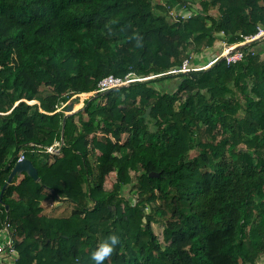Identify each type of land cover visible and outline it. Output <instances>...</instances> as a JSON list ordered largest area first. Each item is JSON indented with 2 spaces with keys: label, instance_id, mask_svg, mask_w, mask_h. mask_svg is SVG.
Here are the masks:
<instances>
[{
  "label": "trees",
  "instance_id": "obj_1",
  "mask_svg": "<svg viewBox=\"0 0 264 264\" xmlns=\"http://www.w3.org/2000/svg\"><path fill=\"white\" fill-rule=\"evenodd\" d=\"M174 7L190 16L172 18ZM259 25L264 0H0V236L13 238L11 264H95L113 233L104 264H260V40L236 62L168 73L218 34L237 44ZM110 75L138 79L97 91ZM56 141L60 153L47 152ZM22 152L40 178L17 175L1 196ZM44 199L70 201L69 215L44 213Z\"/></svg>",
  "mask_w": 264,
  "mask_h": 264
},
{
  "label": "rangeland",
  "instance_id": "obj_2",
  "mask_svg": "<svg viewBox=\"0 0 264 264\" xmlns=\"http://www.w3.org/2000/svg\"><path fill=\"white\" fill-rule=\"evenodd\" d=\"M155 1H165V0H155ZM196 7H198L199 9L201 8L200 3L198 2L196 4ZM186 8H182V9H178L176 7H174L172 9V11L170 12L172 18L176 16V14H180L182 13V15L191 13L187 10H185ZM211 13L217 15L218 14V10L216 8H213L211 10ZM170 18V15H169ZM262 26V25H259ZM217 41L215 42V44L212 47L209 48H204L203 51L201 53H196L191 59H190V66L189 67H194V68H204V67H208L209 65H211L213 62L217 61L219 58H222L223 56H225L226 58V54L228 52V49L230 48L231 45L233 44H228V42L225 40V38H223V36H221V34L217 35ZM257 40V39H256ZM259 42H257L258 44L256 45V47L261 51L262 57H264V37L259 38ZM247 41V42H245ZM243 42H239L236 44V49H240V47L244 46V45H248L250 44L252 40L250 42H248L249 40H246ZM243 44V45H242ZM261 45V46H260ZM177 73L179 71H170L168 73ZM153 77V76H152ZM149 78V77H148ZM178 82V79L174 80H167L165 81L166 86L169 90H173ZM45 94L49 93L51 91V89L49 87H43ZM92 93H85V94H80V96H73L70 100H68L69 102V106H68V112L77 110L81 107L84 106L85 104V100L89 97H91ZM35 102V101H33ZM31 102V103H33ZM86 115V114H85ZM23 177V174L18 175V182L21 180V178ZM117 177H116V172H111L105 182V188L108 190L113 189L114 187V183L116 182ZM159 202V200H157V202L155 204H157ZM42 205L43 208V212L44 213H49L50 215L53 216H63V215H69L70 213V209H71V203L68 200H65L64 202H59V201H54L53 199H44L41 201L40 203ZM148 211H150V209H147ZM154 229L155 232L157 233V235L160 237V240H162V223H158V222H154ZM9 253L0 256L3 259V262L6 264H11L14 261V257L12 256H7ZM260 264H264V256L263 258L260 260Z\"/></svg>",
  "mask_w": 264,
  "mask_h": 264
},
{
  "label": "built area",
  "instance_id": "obj_3",
  "mask_svg": "<svg viewBox=\"0 0 264 264\" xmlns=\"http://www.w3.org/2000/svg\"><path fill=\"white\" fill-rule=\"evenodd\" d=\"M179 14H176V17L178 16ZM182 15V14H181ZM183 17H189V13L188 14H185V15H182ZM258 32L254 35H250V36H246L245 39L246 40H249L248 42L252 41V40H256V39H259L261 37H264V27L263 26H259L258 27ZM245 41V40H243ZM242 41V42H243ZM247 42V41H245ZM236 44H233L230 46V48L228 49V52L226 54V58L228 60V62H236L237 60H240L244 57V52L240 49H236ZM192 58V57H191ZM191 58H187L184 60L183 62V65L178 68V69H174V71H186V70H189L191 67L190 66V59ZM205 68V67H204ZM195 69H199V68H195ZM138 78H125V79H122V78H118V77H115L113 75H110L108 77H105L104 79H102L99 83V86H98V89L97 91H105V90H108L112 87H118V86H122V85H126L128 84L129 82L133 81V80H136ZM60 147H61V142L60 141H56L54 142L52 145L50 146H47L46 147V151L49 152V153H60ZM25 154L22 152L20 154V157L17 161H20V160H23L25 159ZM7 227L4 228V231L7 232L9 231V225H6ZM7 253H17L15 248L13 247V238L11 235H3V236H0V256L2 255H5ZM9 254L7 256H9ZM6 256V255H5Z\"/></svg>",
  "mask_w": 264,
  "mask_h": 264
},
{
  "label": "water",
  "instance_id": "obj_4",
  "mask_svg": "<svg viewBox=\"0 0 264 264\" xmlns=\"http://www.w3.org/2000/svg\"><path fill=\"white\" fill-rule=\"evenodd\" d=\"M222 58H225V56H223ZM25 172L28 173L31 177H33L36 180H39V178H40L38 168L34 165V163L31 159L25 158L23 160H20V161L16 162L14 168L12 169V171L9 175L8 180L6 181L5 185L3 186L1 196H3V192L5 191L7 186L14 180V178L17 175L23 174Z\"/></svg>",
  "mask_w": 264,
  "mask_h": 264
},
{
  "label": "clouds",
  "instance_id": "obj_5",
  "mask_svg": "<svg viewBox=\"0 0 264 264\" xmlns=\"http://www.w3.org/2000/svg\"><path fill=\"white\" fill-rule=\"evenodd\" d=\"M119 241L120 237L118 235L114 233L110 234L108 238L91 253V260H93L95 264H104L105 259L113 253V250Z\"/></svg>",
  "mask_w": 264,
  "mask_h": 264
}]
</instances>
